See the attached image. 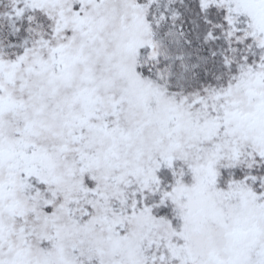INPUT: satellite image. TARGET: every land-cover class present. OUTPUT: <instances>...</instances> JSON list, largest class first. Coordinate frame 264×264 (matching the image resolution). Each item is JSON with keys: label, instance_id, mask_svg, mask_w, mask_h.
Instances as JSON below:
<instances>
[{"label": "snow or ice", "instance_id": "obj_1", "mask_svg": "<svg viewBox=\"0 0 264 264\" xmlns=\"http://www.w3.org/2000/svg\"><path fill=\"white\" fill-rule=\"evenodd\" d=\"M0 264H264V0H0Z\"/></svg>", "mask_w": 264, "mask_h": 264}]
</instances>
